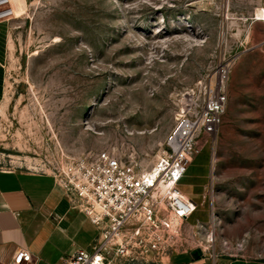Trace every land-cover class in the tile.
<instances>
[{"label":"rangeland","instance_id":"obj_1","mask_svg":"<svg viewBox=\"0 0 264 264\" xmlns=\"http://www.w3.org/2000/svg\"><path fill=\"white\" fill-rule=\"evenodd\" d=\"M13 4L0 165L52 170L107 148L150 167L183 92L224 65L216 138L179 181L197 203L181 240L185 249L264 258V20L255 18L264 0Z\"/></svg>","mask_w":264,"mask_h":264},{"label":"built area","instance_id":"obj_2","mask_svg":"<svg viewBox=\"0 0 264 264\" xmlns=\"http://www.w3.org/2000/svg\"><path fill=\"white\" fill-rule=\"evenodd\" d=\"M14 11L13 0H0V21L13 18ZM226 76V67L220 65L208 82L183 92L166 148L152 166L107 148L53 165L50 171L60 185L99 226L88 247L76 248L56 264H157L163 256L188 250L181 240L182 223L196 203L179 181L189 161L216 138L226 109ZM160 182L166 184L163 190ZM30 255L22 248L13 261L0 264H34L27 263Z\"/></svg>","mask_w":264,"mask_h":264},{"label":"crops","instance_id":"obj_3","mask_svg":"<svg viewBox=\"0 0 264 264\" xmlns=\"http://www.w3.org/2000/svg\"><path fill=\"white\" fill-rule=\"evenodd\" d=\"M7 22L0 21V103L5 92ZM200 194L203 198L202 187ZM98 232L99 226L76 205L52 171L0 165V260L11 262L25 248L31 254L27 263L56 264L76 248L88 247ZM193 250L163 256L157 264H264L258 256Z\"/></svg>","mask_w":264,"mask_h":264},{"label":"bare ground","instance_id":"obj_4","mask_svg":"<svg viewBox=\"0 0 264 264\" xmlns=\"http://www.w3.org/2000/svg\"><path fill=\"white\" fill-rule=\"evenodd\" d=\"M19 9H20V7H19ZM262 9H264V6H260V7H258V8L255 9V14H256L257 19H261V17H262ZM159 187H160L161 190H163V189L166 187V184L160 182V183H159ZM195 210H196V204H195V208H194V210L192 211V213H193ZM192 213H191V214H192Z\"/></svg>","mask_w":264,"mask_h":264},{"label":"water","instance_id":"obj_5","mask_svg":"<svg viewBox=\"0 0 264 264\" xmlns=\"http://www.w3.org/2000/svg\"><path fill=\"white\" fill-rule=\"evenodd\" d=\"M200 250L199 249H194L193 250V253H197V252H199Z\"/></svg>","mask_w":264,"mask_h":264}]
</instances>
